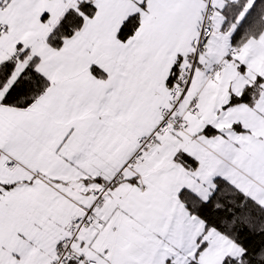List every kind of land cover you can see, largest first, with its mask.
<instances>
[{
    "label": "snow or ice",
    "instance_id": "6c2138e0",
    "mask_svg": "<svg viewBox=\"0 0 264 264\" xmlns=\"http://www.w3.org/2000/svg\"><path fill=\"white\" fill-rule=\"evenodd\" d=\"M0 264H264V0H0Z\"/></svg>",
    "mask_w": 264,
    "mask_h": 264
}]
</instances>
